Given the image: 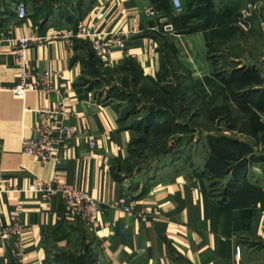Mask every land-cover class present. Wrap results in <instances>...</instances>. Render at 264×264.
<instances>
[{
  "label": "crops",
  "instance_id": "crops-1",
  "mask_svg": "<svg viewBox=\"0 0 264 264\" xmlns=\"http://www.w3.org/2000/svg\"><path fill=\"white\" fill-rule=\"evenodd\" d=\"M86 1L80 21H93L97 18L95 11L101 8L98 29L137 31L126 48L114 49L106 66L116 69L133 60L151 80L160 74L162 37L175 31L191 33L183 35L193 51L187 56L180 50L183 65L195 78L214 79L211 73L216 57H198V48H214L218 42L228 46L244 0H206L201 17H186L177 24L174 18L186 13L176 14L172 0H168L172 11H162L166 18L163 25L171 24L174 30L159 32L162 36L157 37L153 35L157 31L152 30L157 18L148 16L146 9L156 8V2L165 0ZM182 2L185 5L188 0ZM16 8L1 18L0 37L8 32L12 37L28 36L37 28L32 13L19 22ZM195 20L194 25L203 22L205 26L184 31L186 23ZM45 23L43 34L72 27L70 16L59 17V13ZM249 24L254 27L252 32L261 33L264 46V15L255 14ZM175 45L178 47L176 43L171 47L177 52ZM241 46L247 47L243 43ZM78 50L75 39L69 43L55 39L28 48L26 57L34 76L47 70L58 72L52 78L56 92L33 91L20 96L12 91L18 81L12 46L5 42L0 48V179L6 187L0 194V217L6 223L16 218L22 222L24 264H51V254H78V248L87 243L82 222L66 215L60 197L46 202L29 189L37 180L50 182L54 177L77 184L99 202L100 226L94 235L104 264H264V176L247 172L225 198L211 195L194 174L193 166L181 160L177 166L165 167L134 185L136 189H132L130 177L116 179L114 168L129 160L132 132L120 124L122 106L83 94L80 80L85 60ZM252 66L258 69L257 64ZM62 101L71 112L67 123L74 132V142L60 163L42 162L23 151L22 140L36 136L38 108L55 107ZM92 139L97 142L95 147L90 146ZM122 199L133 204V213L118 205ZM142 214L146 220L141 219ZM10 255L7 247L0 246V264H11Z\"/></svg>",
  "mask_w": 264,
  "mask_h": 264
},
{
  "label": "rangeland",
  "instance_id": "rangeland-1",
  "mask_svg": "<svg viewBox=\"0 0 264 264\" xmlns=\"http://www.w3.org/2000/svg\"><path fill=\"white\" fill-rule=\"evenodd\" d=\"M18 0H0V20L3 16L13 12ZM85 0H27L28 13H32L34 21L45 22L47 19L42 14L46 10H54L60 16L72 18L78 21L82 13L86 10L83 2ZM88 1V0H87ZM86 1V2H87ZM182 1V0H181ZM243 1V0H242ZM88 3V2H87ZM202 3V4H201ZM184 13L200 10L206 4V0H188L184 5ZM239 15L234 21L233 33H230L228 46L218 42L214 48H198V57H207L214 54V69L211 75L215 79L213 86H206L202 83V78L196 77L186 65H183L180 58L185 55H193L190 46L183 39V35L191 33H177L171 36L162 37L161 57L162 66L160 70V83L154 85L147 80H140L135 86H131V78L134 67L130 63L127 70L117 72L108 66L103 65L91 43L84 39H78V53L84 58V76L80 80L83 94L102 101H111L126 109L133 106H145L154 104L161 107L167 115H159L163 122L177 121V129H161L159 132L148 133L145 124L141 122L144 112L132 115L125 124H138L137 129L132 130L134 143L132 144V154L123 164L117 168V173L132 180V189L142 181H147L157 171L165 168L177 166L178 162L190 163L193 166L194 174H205L203 179L214 195L222 196L228 187L234 184L233 173L226 176H218L207 172L205 167L208 157L207 136L226 134L251 143L255 147L256 157L264 156V143L261 137L260 142L253 137L230 131L229 126L237 120L238 125H243L244 114L235 107L232 93L228 89H221L224 86L222 76L230 77L236 69H248L253 64L258 65V70L264 77V46L262 35L259 31L252 32L253 28L249 21L255 15H264V0H244ZM58 18V17H57ZM197 21L186 23L184 31L190 30ZM73 28V27H71ZM256 28V27H255ZM239 29V30H238ZM258 29V28H256ZM259 30V29H258ZM180 37L182 41H180ZM233 37V38H231ZM175 42V50L171 44ZM247 47L242 48L241 44ZM187 44V50L185 44ZM226 46V47H225ZM182 48V49H181ZM179 50V51H178ZM180 50H183L180 53ZM190 54H187V53ZM177 57V58H175ZM197 57V59H198ZM235 61L233 59H239ZM233 60V61H232ZM164 67V69H162ZM141 79V77H140ZM163 81V82H162ZM264 88V83L262 85ZM237 90L240 96H248L250 90ZM142 92V93H141ZM228 108L232 111L229 116ZM221 113L218 120L213 121L215 114ZM264 121V114L260 116ZM233 120H232V119ZM160 122V121H158ZM259 142V143H258ZM247 172L250 175L258 174L264 176V162H249ZM246 172V173H247ZM79 219V218H77ZM80 220V219H79ZM84 239L87 241L84 246L78 248L79 253H53L50 255L51 264H104L99 257V244L92 232L82 220Z\"/></svg>",
  "mask_w": 264,
  "mask_h": 264
},
{
  "label": "built area",
  "instance_id": "built-area-1",
  "mask_svg": "<svg viewBox=\"0 0 264 264\" xmlns=\"http://www.w3.org/2000/svg\"><path fill=\"white\" fill-rule=\"evenodd\" d=\"M173 9L176 14H181L184 10L181 0H172ZM16 18L20 21L28 18V9L25 1L21 0L16 5ZM101 8L95 11L97 18L101 14ZM156 8L146 9V14L155 17L158 24L152 27L157 32H171V24L163 25L166 18ZM97 18L90 22L80 21L78 27L68 28L67 30H56L52 33H39L35 28L34 33L28 36L12 37L10 32L0 37V48L3 43L11 44L14 59L18 66V81L12 88V91L25 96L30 92L44 91L54 93L52 78L58 75V72L44 71L34 76L26 50L28 48L41 45L45 42L55 39H64L72 42L73 39H84L91 43L96 55L103 59L106 65H110L111 54L114 49H124L128 41L137 33L135 29L120 30L117 32L100 30L97 26ZM38 124L35 127L36 136L34 138L26 137L22 140L23 151L31 157L38 158L42 162L53 161L60 163L66 159V152L71 148L74 142V132L67 123V118L71 112L66 102H58L55 107L38 108ZM95 139L90 141V146H96ZM6 189L4 181L0 179V194ZM31 192L38 194L43 200L50 201L55 197L63 200L65 213L72 218H79L92 231L96 232L99 224V202L91 194L69 181L60 180L54 177L50 182L37 180L29 187ZM120 205L126 212L133 213V204H127L126 200H119ZM142 220H146L141 215ZM23 224L19 218L6 223L0 217V246L7 247L18 264H24L25 248L22 243ZM237 257H241L240 247H237ZM235 264H241L237 262Z\"/></svg>",
  "mask_w": 264,
  "mask_h": 264
},
{
  "label": "trees",
  "instance_id": "trees-1",
  "mask_svg": "<svg viewBox=\"0 0 264 264\" xmlns=\"http://www.w3.org/2000/svg\"><path fill=\"white\" fill-rule=\"evenodd\" d=\"M169 1L165 0L164 2H156V9L160 12L167 11L170 13L171 7L169 6ZM202 4V3H201ZM185 7V6H184ZM200 10L191 12L189 11L186 13V16L183 14L180 18H174V23L177 24V21H185L186 17L194 18V17H201V14L203 13V7L200 6ZM174 11V9H173ZM46 18H51L56 12L52 10H46L42 13ZM37 18L36 16L34 17ZM69 18V17H68ZM70 21H72V27L76 28L78 27V21H74L72 18H70ZM36 27L38 28L39 33L44 32V27H46V23H38V21H35ZM158 20L154 22L153 25H157ZM205 24L202 22L198 25H194L190 28V31H196L201 30ZM180 29V28H176ZM153 32V31H152ZM154 36H162L159 32H155L153 34ZM76 45H79L78 39H75ZM99 59V58H98ZM101 61V59L99 60ZM101 63H103L101 61ZM132 64L134 69L130 70L132 72V78H131V86H135L137 82H140V80H147L152 82L154 85L157 83H160L162 78H160V74L156 77V79H147L142 71L140 70L139 66L136 62L133 60H128L123 66L113 69L117 72H123L127 70V65ZM103 65L106 66L105 63ZM112 69V68H111ZM164 69V67L162 68ZM141 77V79H140ZM222 83H224L221 89H228L232 93V99L234 102L235 107L243 113V116H246L244 118L243 125H238L237 120L234 118V122L230 124L229 130L230 131H239L240 133L247 134L251 137H253L255 140L260 142V139L262 137L263 143H264V121L260 117L264 114V88H262V85L264 83V77L261 74V72L255 68L254 66L248 67V69H236L230 77L225 78L222 76ZM213 81H215L212 77H205L202 81L203 84L209 85ZM163 82V81H162ZM81 83V81H80ZM251 89L248 96H240L237 94V90H247L249 91ZM142 93V92H141ZM133 106L131 109H126L125 112L121 111L120 113V124L121 126L126 129L134 131L135 129L139 128L138 124L131 125V124H125L132 115H136V113H140L143 110L144 116L141 119V122H137L139 124H145L148 133H155L159 132L161 129L169 128V129H177L175 128L176 125H179V123L176 121H168L163 122L159 118V115H164V113L167 115V112H165L161 107H157L156 105L152 104H146L145 106ZM140 111V112H139ZM229 116L233 118L232 111L228 108ZM221 113L215 114L212 118L213 121L220 119ZM231 118V119H232ZM233 120V119H232ZM160 121V122H158ZM180 126V125H179ZM258 142V143H259ZM134 143V137L132 134L131 138V148H130V156L132 154V144ZM207 144H208V157H207V163L205 165L207 172L210 174H215L218 176H226L230 173H233V181L234 184H231L232 186L228 187L227 190L224 191L223 195L220 196L222 198H225L228 196V194L238 185V183L242 182L243 179L246 178L245 174L249 168V162H264V156L263 157H256L255 155V147L246 141H243L239 138L229 136L226 134H220V135H209L207 136ZM119 166V165H118ZM116 166L113 170V175L116 179H121V175L117 173V167ZM202 181L206 177L205 174L197 175ZM211 192V191H210ZM211 195L215 196L212 192ZM9 254L10 251H9ZM10 261L11 264H18L12 254L10 255Z\"/></svg>",
  "mask_w": 264,
  "mask_h": 264
}]
</instances>
